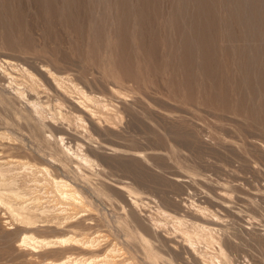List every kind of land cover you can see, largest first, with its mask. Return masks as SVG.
<instances>
[{
    "label": "rangeland",
    "instance_id": "374dc122",
    "mask_svg": "<svg viewBox=\"0 0 264 264\" xmlns=\"http://www.w3.org/2000/svg\"><path fill=\"white\" fill-rule=\"evenodd\" d=\"M22 66L48 87L45 66L96 102L88 113L69 100L62 119L50 99L45 127L10 84ZM0 132V159L48 166L88 196L93 224H73L106 235L101 253L117 243L136 264H203L182 220L193 234L211 227L234 264H264V0H0ZM50 134L95 161L87 180L51 162ZM51 229L39 234L63 231ZM22 230L0 206V264H40L18 245Z\"/></svg>",
    "mask_w": 264,
    "mask_h": 264
},
{
    "label": "bare ground",
    "instance_id": "6f19581e",
    "mask_svg": "<svg viewBox=\"0 0 264 264\" xmlns=\"http://www.w3.org/2000/svg\"><path fill=\"white\" fill-rule=\"evenodd\" d=\"M3 61L10 66L15 65L8 59H3ZM41 70L46 73V75L42 74L48 87L37 74L24 66L20 69L21 78L11 73H7V75L16 95L28 99L31 110L36 114L43 126L47 127L50 125L46 115V109L50 111V99L58 106V115L62 119H66V116L61 107H63L64 103L70 102L69 100L82 111H87L89 104L96 102L94 96L88 95L71 80L56 75L45 66ZM29 94L36 95L37 100H30L28 98ZM41 94H48V100L42 102ZM92 110L95 111L94 109ZM49 119L55 121V117ZM77 120L80 123L84 121L81 115L77 116ZM0 136L4 137L5 134L0 132ZM48 137L56 145L57 153L60 156L58 159L52 157L51 162L64 166L66 161L72 162L76 165V169L79 172L77 176L87 180L89 175L84 172V168H94L95 161L82 152L80 148L75 149L73 145L68 144L67 141L65 142L63 135L54 136L50 134ZM115 188L126 196L130 204L134 206L138 204L135 198L137 194L128 185L119 184ZM0 206L10 214L17 225L22 227L23 230L18 245L30 251L33 255L32 257H34L33 262L40 264H136L132 259L126 258L125 248L117 243L107 246L101 253V242L105 240L106 235L100 231L96 232V235L92 233L91 235L88 231L86 232L73 224L78 220H82V223L93 224V222L88 221V216L89 212L91 213L92 209L94 210V205L89 202L88 196L78 187L63 178L55 177L48 166H39L23 159H0ZM121 207L126 213L130 212L126 205ZM76 209L79 210L74 212ZM162 212L165 215H169L166 211ZM176 224L181 227L179 228L183 234L182 236H185L184 238L190 245V249L198 255L197 257L200 258L199 260L203 264H234L226 249L212 236L213 229L211 227L198 224V228L203 233L211 235L212 238L210 239L220 245V252L210 249L209 235L193 234L188 229L182 230V227H184L182 220H177ZM54 227L63 230L62 233L53 236L39 234L40 231L46 230V228L55 230ZM15 228L14 225L9 227V229ZM136 232L138 237L149 246V250L155 251L151 241L140 230ZM201 244H204V247L202 245L203 248L199 249L198 247ZM56 249L62 250L63 255L61 258L57 260L40 258L43 252ZM74 249H80L82 253L76 254L73 252ZM157 255V253H152L150 258H158Z\"/></svg>",
    "mask_w": 264,
    "mask_h": 264
}]
</instances>
